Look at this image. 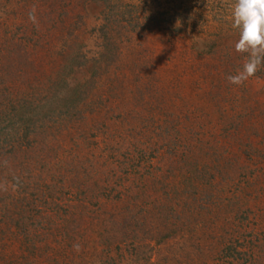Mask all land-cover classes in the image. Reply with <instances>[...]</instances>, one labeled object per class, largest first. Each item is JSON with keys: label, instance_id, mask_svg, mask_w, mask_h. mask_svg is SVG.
Wrapping results in <instances>:
<instances>
[{"label": "rangeland", "instance_id": "obj_1", "mask_svg": "<svg viewBox=\"0 0 264 264\" xmlns=\"http://www.w3.org/2000/svg\"><path fill=\"white\" fill-rule=\"evenodd\" d=\"M105 2L0 0V264H264L235 0Z\"/></svg>", "mask_w": 264, "mask_h": 264}, {"label": "clouds", "instance_id": "obj_2", "mask_svg": "<svg viewBox=\"0 0 264 264\" xmlns=\"http://www.w3.org/2000/svg\"><path fill=\"white\" fill-rule=\"evenodd\" d=\"M29 19L36 21L34 6ZM231 26L238 33L234 49L239 54H246V59L235 75L227 76V80L241 86L264 65V0H235L231 5ZM74 248L78 250L79 246L74 245Z\"/></svg>", "mask_w": 264, "mask_h": 264}, {"label": "trees", "instance_id": "obj_3", "mask_svg": "<svg viewBox=\"0 0 264 264\" xmlns=\"http://www.w3.org/2000/svg\"><path fill=\"white\" fill-rule=\"evenodd\" d=\"M97 1V0H96ZM104 2L105 1H107V2H109V0H103ZM172 1V0H171ZM173 2L176 4V7H178V8H181V7H183L184 9L185 8H187V6H189V3H190V0H173ZM83 3H86L85 1H83ZM110 3V2H109ZM82 4V3H81ZM105 6H109L108 4H106V2H105ZM136 12V15H134L137 19H139L141 16V14L140 15H138L139 13H137V11H135ZM164 11H162V12H159V14L161 15V13H163ZM164 13H166V11L164 12ZM151 17L150 18H154L155 20H157L158 18H159V16L157 15V14H149ZM139 17V18H138ZM132 18H133V15H132ZM106 19H108L107 21H106V24L105 25H103L102 27H101V29H100V32H101V34H102V36H103V41H104V48H105V50H107V48H108V43H109V41H110V38H111V33H112V31H111V28L108 26L109 25V23H108V21H110V19H109V16L106 14ZM261 69V68H260ZM262 70H264V68L263 69H261V71ZM24 102V101H23ZM2 104H3V102H2ZM3 106V105H2ZM16 109V108H15ZM33 108H32V116H29V115H26V109L24 110V108H22L21 109V113L22 114H24V115H22L21 116V119H20V121H22V124H24V123H28V122H32V129H35V127L37 126V125H35V122H36V120H38V118L37 119H35V116L33 115ZM31 117H32V119H31ZM37 128V127H36ZM142 179V178H141ZM85 191H86V189H84V193H85ZM86 200V199H85ZM127 221L128 220H125L124 222H125V224H127Z\"/></svg>", "mask_w": 264, "mask_h": 264}]
</instances>
